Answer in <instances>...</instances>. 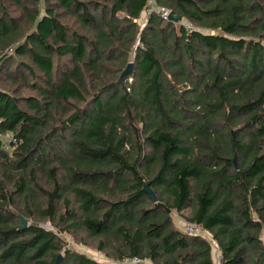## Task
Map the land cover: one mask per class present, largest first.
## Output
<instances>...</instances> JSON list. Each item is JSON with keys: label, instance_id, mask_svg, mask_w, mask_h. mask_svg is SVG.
Returning <instances> with one entry per match:
<instances>
[{"label": "trees", "instance_id": "1", "mask_svg": "<svg viewBox=\"0 0 264 264\" xmlns=\"http://www.w3.org/2000/svg\"><path fill=\"white\" fill-rule=\"evenodd\" d=\"M154 4L180 23L148 0H0V136L17 140L0 138V264H103L58 235L77 230L117 259L213 264L172 226L186 209L223 264H264V0Z\"/></svg>", "mask_w": 264, "mask_h": 264}, {"label": "rangeland", "instance_id": "2", "mask_svg": "<svg viewBox=\"0 0 264 264\" xmlns=\"http://www.w3.org/2000/svg\"><path fill=\"white\" fill-rule=\"evenodd\" d=\"M39 6H42V1H39ZM14 8H15V10H14L13 14L18 15V8L17 7H14ZM0 175H1V172H0ZM41 184L43 187H45L47 189L51 188V186H52L51 183L49 181H47L46 179L41 180ZM64 195H67V199L71 202L72 207L77 206V201L73 196H71V194H68L67 192H65ZM60 205H61V207L59 206L60 207L59 212H63L64 207H63L62 202ZM188 215H189L188 209H186L182 212L172 211L171 212L172 226L179 231L186 232L187 226H189L190 223H192L187 219ZM22 219L26 223L34 222L46 230L55 229L54 226H55L56 221H52V220H48V219H41V218L29 219L26 217H23ZM58 235L69 248L73 249L76 252L82 253V254L86 255L87 257H90L91 259H93L95 261H98V262L103 263V264H116L117 261L120 260V259H117L115 254H113L110 250L99 249L97 246L98 240L87 236L81 230H77L75 232V234L69 233L66 231H61V232H59ZM199 236L201 238L206 239L207 241L210 240V234L207 231L206 232L204 231L203 235H199ZM211 248H212L213 264H218V262L214 258V253L216 252V249L213 246V244H212Z\"/></svg>", "mask_w": 264, "mask_h": 264}, {"label": "built area", "instance_id": "3", "mask_svg": "<svg viewBox=\"0 0 264 264\" xmlns=\"http://www.w3.org/2000/svg\"><path fill=\"white\" fill-rule=\"evenodd\" d=\"M151 14H156L160 18H162L163 20H167L169 11L166 9H163V8L156 7V5L154 4V0H148V7L145 11V16L147 17ZM184 26L186 29L192 30V27L190 25L186 24ZM0 138L4 142L3 145H5V143L8 141H9V144L10 143L17 144V140L14 137H12L10 133H6V134L2 135V136H0ZM204 231L206 232L207 230L203 229L201 224H197V223H190V225L187 226V229H186V233L191 234V235H195L198 237H200L199 235H203ZM208 242H209L211 247L213 244V246L216 249V252L214 253V258L216 259L218 264H223V259H222L221 253H220L219 246H218L217 242L211 237V234H210V240H208ZM116 264H153V263L149 259L139 258V257L134 256V257L122 258V259L118 260Z\"/></svg>", "mask_w": 264, "mask_h": 264}, {"label": "water", "instance_id": "4", "mask_svg": "<svg viewBox=\"0 0 264 264\" xmlns=\"http://www.w3.org/2000/svg\"><path fill=\"white\" fill-rule=\"evenodd\" d=\"M167 20L171 21V22H174V23H180L181 17L178 14H176L175 12L170 11L169 14H168ZM132 66H133L132 61L127 63V65L125 66V68L123 69V71L121 72V74L119 76V80H122L125 76H127V75H129L131 73ZM233 163H234L235 167H237L235 158H233ZM144 191L152 197L153 201H156V197H155L154 193L150 189L144 188ZM23 225H26L25 221H23ZM60 259H61V256L58 255L57 258H56L55 264H57L60 261Z\"/></svg>", "mask_w": 264, "mask_h": 264}, {"label": "crops", "instance_id": "5", "mask_svg": "<svg viewBox=\"0 0 264 264\" xmlns=\"http://www.w3.org/2000/svg\"><path fill=\"white\" fill-rule=\"evenodd\" d=\"M144 13V12H143ZM144 17L143 14L141 15V18Z\"/></svg>", "mask_w": 264, "mask_h": 264}]
</instances>
